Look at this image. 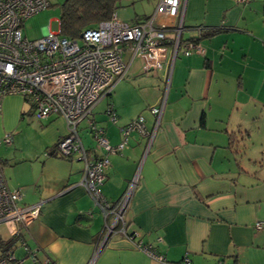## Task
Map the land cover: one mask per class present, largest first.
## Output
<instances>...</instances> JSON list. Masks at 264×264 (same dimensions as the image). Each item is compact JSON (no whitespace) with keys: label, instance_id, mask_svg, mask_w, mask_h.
Returning <instances> with one entry per match:
<instances>
[{"label":"crops","instance_id":"crops-1","mask_svg":"<svg viewBox=\"0 0 264 264\" xmlns=\"http://www.w3.org/2000/svg\"><path fill=\"white\" fill-rule=\"evenodd\" d=\"M184 11L181 42L197 41L204 53L186 56L181 45L173 59L169 47L155 75L145 73L136 58L127 77L79 125L82 143L91 151L96 148L90 119L106 130L112 146L122 143L121 129L139 116L154 134L150 142L133 133L120 153L109 154L100 187L115 205L137 180L125 211L134 240L115 235L97 252L103 213L78 186L83 163L58 153L68 125L51 115L40 123L28 152L0 157L11 189L22 194L21 204L43 202L40 216L28 225H0V258L10 246L15 253L18 248L27 253V247L39 262L53 264H264V167L259 165L264 157V0H187ZM160 21L177 25L181 18ZM212 29L219 32L209 35ZM175 35L167 33L170 39ZM164 97L156 128L149 108ZM21 98L3 100L0 145L7 135L16 141L14 132L25 115L36 117ZM110 105L116 123L107 114Z\"/></svg>","mask_w":264,"mask_h":264},{"label":"built area","instance_id":"built-area-1","mask_svg":"<svg viewBox=\"0 0 264 264\" xmlns=\"http://www.w3.org/2000/svg\"><path fill=\"white\" fill-rule=\"evenodd\" d=\"M245 1V0H244ZM187 0H158L154 13L147 19L129 24L115 14L110 20L85 30L81 38L71 40L59 32L48 33L38 40L23 35V25L30 17L51 6L49 0H0V109L9 96L22 97L33 109L35 116L45 120L58 115L68 125V135L56 145L61 157L78 159L84 165L83 177L78 184L92 198L95 206L103 213L104 229L98 251L115 235L134 240L128 232L125 211L135 190L134 180L120 201L113 205L103 196L100 187L106 181V170L110 166L109 154L122 151L133 133L154 138L146 129L144 117L139 116L121 129L123 140L112 146L106 130L90 119V128L96 150L84 147L79 135V125L89 119L95 107L111 94L114 87L129 73L132 62L140 58L147 74H157L166 61L169 47L173 59L183 47L186 56L204 49L197 41L181 42L184 8ZM161 17L181 18L179 24L160 21ZM173 30L174 39L167 36ZM82 43H80V41ZM126 53L130 55L127 61ZM166 105V97L149 111L156 117V128ZM110 120L117 122V115L110 105L107 110ZM3 143L10 145L12 137L7 135ZM97 150L101 154H97ZM22 194L11 189L0 161V225H28L41 213L43 202L22 205ZM256 230L263 229L257 222ZM138 249L152 255L147 247L139 244ZM26 257H17L14 248L5 251L0 264H53L50 260L39 262L36 253L26 247ZM153 257H155L153 255ZM163 260V258H157ZM185 264H189L188 261Z\"/></svg>","mask_w":264,"mask_h":264},{"label":"rangeland","instance_id":"rangeland-1","mask_svg":"<svg viewBox=\"0 0 264 264\" xmlns=\"http://www.w3.org/2000/svg\"><path fill=\"white\" fill-rule=\"evenodd\" d=\"M49 1L51 4L50 7L35 14L24 22L23 35L28 39L38 40L42 38L48 33V28H50L53 33L59 32L61 6L65 3L66 0ZM157 4L158 0H119L117 8V17L119 20L126 23H133L137 21L140 22L154 13ZM79 41L80 43H82L81 40ZM24 110L25 111L23 112H26L28 108L24 107ZM42 121L43 120L34 117L32 114L25 115L21 121L20 126L14 132V137L16 141L12 142L10 145H0V157H3L4 159L6 157L8 158V156H11L14 151L22 149L28 152L27 148H30L32 144H34L35 139L37 137L36 132L38 131L39 125ZM83 133L84 132H82L83 139L85 138L84 143H87L88 140L90 141V139L88 138L87 133ZM259 165L264 167V157H262V159L260 160ZM16 255L25 256L26 253L24 251V248H18ZM26 264H32V262H26Z\"/></svg>","mask_w":264,"mask_h":264},{"label":"trees","instance_id":"trees-1","mask_svg":"<svg viewBox=\"0 0 264 264\" xmlns=\"http://www.w3.org/2000/svg\"><path fill=\"white\" fill-rule=\"evenodd\" d=\"M118 3L119 0H66L61 6V35L71 40L80 39L85 30L108 21L117 14ZM209 32L211 35L219 30L212 29ZM0 245L4 243L0 242ZM11 248L9 246L5 251Z\"/></svg>","mask_w":264,"mask_h":264},{"label":"water","instance_id":"water-1","mask_svg":"<svg viewBox=\"0 0 264 264\" xmlns=\"http://www.w3.org/2000/svg\"><path fill=\"white\" fill-rule=\"evenodd\" d=\"M108 96H110V95H108Z\"/></svg>","mask_w":264,"mask_h":264}]
</instances>
